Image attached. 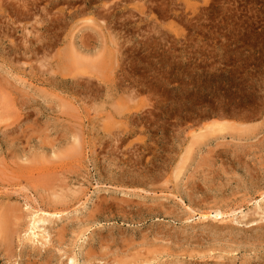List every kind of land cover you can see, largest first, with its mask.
I'll return each instance as SVG.
<instances>
[{"label":"rangeland","instance_id":"374dc122","mask_svg":"<svg viewBox=\"0 0 264 264\" xmlns=\"http://www.w3.org/2000/svg\"><path fill=\"white\" fill-rule=\"evenodd\" d=\"M260 195L264 0H0V264H264Z\"/></svg>","mask_w":264,"mask_h":264},{"label":"bare ground","instance_id":"6f19581e","mask_svg":"<svg viewBox=\"0 0 264 264\" xmlns=\"http://www.w3.org/2000/svg\"><path fill=\"white\" fill-rule=\"evenodd\" d=\"M24 6V5H23ZM261 198H262V195H260V200L258 199L257 200V202H256V208L255 209H258V210H261V214L263 215V218H264V206H262V205H260V202H261ZM263 200V199H262ZM215 211V210H214ZM208 215H210V213H208V214H206V215H204V216H208ZM203 216V217H204ZM220 216H223V213L222 212H220V211H215V212H213V218H217V217H220ZM42 216H39V217H37L35 220H33V222H32V226H33V229H36V228H39L38 227V225H39V222H42V221H44V218H41ZM205 218V217H204ZM34 219V218H33ZM45 222V221H44ZM5 223V222H4ZM8 224V223H7ZM3 227V226H2ZM3 230H4V228H3ZM2 230V231H3ZM6 230V229H5ZM8 230V229H7ZM31 230V229H30ZM7 232V231H6ZM37 232V231H36ZM33 233V232H32ZM39 234V233H38ZM41 234V233H40ZM35 235H37V234H35V233H33V235L32 236H35ZM40 236V235H39ZM43 237V236H42ZM36 238V237H35ZM32 241H34V240H32ZM70 263L71 264H74V260H71L70 261Z\"/></svg>","mask_w":264,"mask_h":264}]
</instances>
